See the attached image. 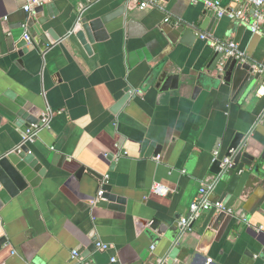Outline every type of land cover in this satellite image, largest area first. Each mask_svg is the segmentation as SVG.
<instances>
[{"label": "crops", "instance_id": "0c3cea01", "mask_svg": "<svg viewBox=\"0 0 264 264\" xmlns=\"http://www.w3.org/2000/svg\"><path fill=\"white\" fill-rule=\"evenodd\" d=\"M217 1L220 9H235L233 0ZM52 2L58 16L43 28L60 40L19 57L24 36L36 38L27 23L35 14L22 10L26 0H0V157L24 138L7 92L47 117L27 143L45 175L0 209L6 240L0 264H157L173 245L181 264H264V159L222 201L227 182L216 185L210 173L237 134L255 153L264 152V95L257 94L264 88V19L253 33L250 10L248 23L222 15L212 25L209 10L191 0H157L144 10L133 0L45 4ZM79 2L98 16L113 15L104 26L107 38L89 54L66 37L79 29ZM184 26L196 37L190 45L181 43ZM200 35L233 40L252 66L263 68L251 93L233 96L230 85L205 69L215 51ZM163 65L179 75L176 90L154 87L153 73ZM127 88L136 96L112 113ZM103 185L122 196L124 211L96 206ZM157 186L162 193L153 191ZM209 186L210 200L232 214L217 231L210 228L212 211L183 230L190 204ZM153 220L164 233L149 229ZM96 243L110 249L100 252Z\"/></svg>", "mask_w": 264, "mask_h": 264}, {"label": "water", "instance_id": "95a60500", "mask_svg": "<svg viewBox=\"0 0 264 264\" xmlns=\"http://www.w3.org/2000/svg\"><path fill=\"white\" fill-rule=\"evenodd\" d=\"M88 1L92 2L95 0ZM77 6L79 7V12L74 27L76 28L78 26L79 29L74 31L73 28L71 34H68L66 37L69 38V35L73 36L86 53L89 54L91 52L90 46L94 42H100L107 38L104 26L113 15L98 16L97 11L84 7L82 2H79ZM33 12L35 15L31 20L32 23H30V21L27 23L28 26H32L36 38H31L28 44L27 41L22 40L17 45V55L19 57L35 49L38 52H44L49 46L54 45L60 40V37L54 34L52 29L45 31L43 28L48 24L49 20L58 16V10L55 4L53 2L43 4L34 8ZM117 13H119V11ZM26 17H28L27 14ZM207 17L209 21L211 20L212 25L219 20L217 11L209 10L207 12ZM181 36V43L186 45H190V42L196 38L193 35L192 29L185 26ZM205 69H207L209 73H212V76L218 81H225L227 85H230L232 95L236 97L239 96V98L251 93L260 81V74L254 73L251 63H241L231 57L225 58L222 54L217 52L211 56ZM201 71L203 72V69ZM152 82L154 87L160 92L176 90L179 86V75L174 73L170 66L163 65L153 73ZM6 96L15 103V108L12 110L16 118L14 126L22 128L23 136L26 128L36 125L43 126L42 122L44 119H47V117L43 115L42 109L34 106L24 98L18 97L11 91L7 92ZM135 96V93L130 88H127L125 95L114 105L112 113H116L124 104ZM108 159L112 160V157L109 156ZM225 159L229 160V163L226 165L223 164ZM257 159L258 161H256ZM263 159L264 152L261 154L255 153L253 148L247 144L244 135H235L225 157L215 159L210 169V173L216 177V185L227 182L226 191L220 200L222 201L223 198L227 197V194H230L231 189L242 176L253 174L254 169L257 170V164ZM44 175L45 169L39 163L38 159L35 158L27 144L22 143L15 151H10L0 157V209L27 186H36L40 181V177ZM101 190L103 194L101 200L96 204L97 207L120 212L124 211L123 205L125 201L122 196L112 192L111 187L108 185H103ZM262 208L264 209V203ZM225 218V213L215 215L210 223V228L213 231H217ZM165 228L164 226H159L157 220H153L149 225L150 230H158L159 233H164ZM171 239L174 240L172 237ZM5 241L4 238L0 239V247ZM92 250L93 249H90V251ZM178 256L179 250L173 245L170 250L160 258L157 264H181L178 260Z\"/></svg>", "mask_w": 264, "mask_h": 264}, {"label": "built area", "instance_id": "2783aa9c", "mask_svg": "<svg viewBox=\"0 0 264 264\" xmlns=\"http://www.w3.org/2000/svg\"><path fill=\"white\" fill-rule=\"evenodd\" d=\"M47 1L50 0H26L25 5L23 6L22 10L25 13H30L33 11L34 8L45 4ZM138 3V7L140 10H144L151 6L156 5L157 0H133ZM193 3L202 2L206 9L211 11H217L218 16L221 17L222 15H227L231 20L237 21L240 23H248V19L246 16V12L248 10L251 11L253 22L251 24V31L253 33H257L259 30V26L264 19V0H233L235 4V9L232 11H226L220 9V3L217 0H191ZM202 40L208 41L209 45L212 49L222 54L225 58L231 57L238 62L241 63H250L247 57L238 50L237 44L233 41H219L215 39H209L206 35H200ZM24 39L29 42L31 37L29 35H25ZM255 71L259 74L263 72L262 67L252 66ZM255 67V68H254ZM258 95H264V88L261 87L257 91ZM261 120H264V112L261 116ZM43 123V122H42ZM41 126H30L26 128L24 132L23 143L24 144H31L37 138V134L40 131ZM229 163L228 159H225L223 164L226 165ZM162 187L157 186L153 188L154 192L162 193ZM214 186H209L207 189H201L200 194L196 197L193 202L189 206V214L186 219L180 221V226L183 230L191 229L193 223L204 213L214 212V213H225L226 215H231L232 211L225 207V205L221 201H212L210 200V194ZM103 191L99 189L96 194V198L94 203H98L101 200ZM96 249L100 252H107L110 247L105 244L96 243ZM79 254L76 251H73V257L77 258ZM115 261V259H112Z\"/></svg>", "mask_w": 264, "mask_h": 264}]
</instances>
